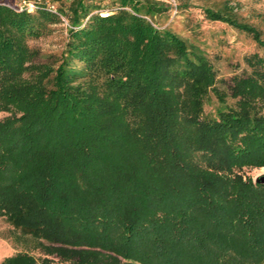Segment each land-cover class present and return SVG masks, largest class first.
<instances>
[{
  "label": "trees",
  "instance_id": "trees-1",
  "mask_svg": "<svg viewBox=\"0 0 264 264\" xmlns=\"http://www.w3.org/2000/svg\"><path fill=\"white\" fill-rule=\"evenodd\" d=\"M13 5L0 0V217L21 250L0 264H264V184L246 175L264 167L261 32L226 2L203 10L263 50L228 105L204 48L162 27V1ZM62 17V50L39 61L28 41Z\"/></svg>",
  "mask_w": 264,
  "mask_h": 264
},
{
  "label": "rangeland",
  "instance_id": "rangeland-1",
  "mask_svg": "<svg viewBox=\"0 0 264 264\" xmlns=\"http://www.w3.org/2000/svg\"><path fill=\"white\" fill-rule=\"evenodd\" d=\"M169 5L165 14L158 15L162 27L168 26L176 33L187 38H194L207 53L217 75L216 86L226 94V102L233 105L234 99L229 95L231 78L243 75L248 68L245 56L253 52H262L255 41L244 32H240L226 23L212 21L204 16L205 7H215L224 2L233 6L238 18L255 26L264 38V0H159ZM66 24L56 23L38 38L28 41L29 45L39 51V61L53 60L60 53L66 38ZM194 29H196L194 31ZM219 106L215 95L210 92L204 107V115H213ZM6 113L0 111V118ZM264 174V167L246 170V175L255 180ZM11 226L0 217V262L19 250L9 237ZM38 255V254H37Z\"/></svg>",
  "mask_w": 264,
  "mask_h": 264
},
{
  "label": "built area",
  "instance_id": "built-area-1",
  "mask_svg": "<svg viewBox=\"0 0 264 264\" xmlns=\"http://www.w3.org/2000/svg\"><path fill=\"white\" fill-rule=\"evenodd\" d=\"M41 0H14V5L13 8L16 11H35L36 9L39 8ZM46 9L53 12L57 13V7L54 2H47L46 4ZM64 20V18L62 17ZM63 24L67 25V22L64 20Z\"/></svg>",
  "mask_w": 264,
  "mask_h": 264
},
{
  "label": "water",
  "instance_id": "water-1",
  "mask_svg": "<svg viewBox=\"0 0 264 264\" xmlns=\"http://www.w3.org/2000/svg\"><path fill=\"white\" fill-rule=\"evenodd\" d=\"M254 182L260 183V184H264V174L258 176Z\"/></svg>",
  "mask_w": 264,
  "mask_h": 264
}]
</instances>
